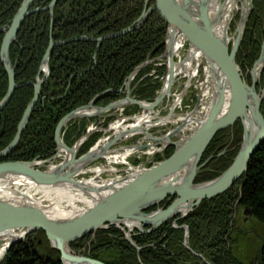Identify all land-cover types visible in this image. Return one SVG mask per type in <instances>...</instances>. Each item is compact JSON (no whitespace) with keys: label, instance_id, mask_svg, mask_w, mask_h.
Returning a JSON list of instances; mask_svg holds the SVG:
<instances>
[{"label":"rangeland","instance_id":"obj_1","mask_svg":"<svg viewBox=\"0 0 264 264\" xmlns=\"http://www.w3.org/2000/svg\"><path fill=\"white\" fill-rule=\"evenodd\" d=\"M53 1H57V0H51L46 7L42 8L34 4L35 0H31V3L28 8H32L31 11L33 13L46 11L49 14H52L54 12L56 5V3L52 4ZM220 1L222 2L220 7L221 10L226 0H220ZM262 1L264 3V0ZM23 2L24 0H21V4L17 9V11L20 9ZM209 2L211 3V0ZM156 4H157V0H144V7L142 8V12L139 15V17L143 16V14L146 13V11L151 10L148 15L145 14L147 17L145 18L144 22H147L152 12H157V14L161 16L160 11L158 12V10L151 9ZM228 8L226 9L225 12L226 18L224 21L228 54H233L237 75L239 76L240 81L244 83L245 86L252 88L255 95L258 96L259 104L257 111L264 120V63L261 66L260 65L256 66V63L259 62L261 58L264 59L263 56L264 35L261 44L258 45L257 47V42L259 40L258 37H260L262 33H264V27L262 26V23L260 24V22L262 21L263 13L262 11L260 12L256 10L257 7L255 5V0H230ZM14 17L15 14L13 18L10 20L9 24L12 23ZM3 27L4 26H2L0 30L2 31L5 30L6 32L7 28H3ZM239 27L242 29L241 33H239ZM138 28L140 27H136L135 29L134 28L132 29L136 30ZM151 29L152 28H150V31ZM155 30L156 28H153V30L151 31V35L149 37L152 43L150 47V52L148 51L149 52V54L147 55L148 57L142 63L133 66V68L131 69L130 73L127 74V76L126 75L124 76V74H120L121 89L119 87L118 89H115V91H107L108 90L107 89L102 94L100 93H96L94 95L90 94V97L87 98L85 103L81 104L78 107L80 108V107L88 106L90 104L92 108H88L89 110L87 112L92 114L86 115L84 116V118H81L82 116H80V118L75 117L72 121H70V123H68L70 124L69 127L65 128L67 123L65 125L63 124L62 127H60L62 135L64 136L65 143L68 146L74 147L76 145L75 141H79V146L75 152L77 157H80L88 152L90 153L93 149H97V151H99L100 149V151L98 152L100 153V155L96 159L92 160L87 165V167L84 168L85 170L81 171L80 174H78L75 177V179L80 181L83 180L84 181L90 180L91 182L93 181L92 185H94L93 183L100 184L103 182V183H112L116 186H123L121 185L120 182L125 178L131 176L132 177L131 180H134L135 175L137 173L141 174L142 171L158 165L160 162L172 156L177 150L180 149L182 145L188 143V140L191 138L192 134L200 126L201 121L204 120L206 110L203 107L206 106V103L209 100V94L207 93V90L209 91L210 89L211 93L212 92L215 93L213 86L215 87V85L218 84L216 81V76L212 71L213 67L208 68V64L206 62L207 60L205 61L204 59L199 60L197 58H193L191 60V63L189 64L190 69L184 67L185 70L189 69L187 72L188 74L186 73L184 75L179 72L175 74L171 80V78H169L171 71L169 69L170 64L168 60V53L170 52L169 51L170 37H168L169 31H167L168 34L166 33L164 35L162 41L161 38L160 39L157 38L156 36L157 33ZM161 33L162 32L160 31V34ZM1 34H3L4 36V33ZM17 35L18 33L16 34V38ZM109 38L110 37L105 38L104 40ZM179 38L180 37L176 35L175 41L172 42L173 54H175L173 59L175 62L179 61L180 60L179 58L182 55H185L186 58L187 53L190 52L192 48L194 49V47H191L188 40L186 39L183 43V46L179 49V45H180L179 43L180 41L178 40ZM0 40H1L0 42V53H1L3 37ZM51 41L50 44L53 43ZM74 41L80 42L87 40H80V36H73L67 40H63L62 45L70 44ZM50 44H48L47 49L43 53L42 59L36 58V60L39 61L38 64L39 72L37 75L39 77L43 76V72L40 70L41 67L43 66L45 60L44 58L46 54H48V61L45 66L46 70L48 71L46 78H44L43 83L47 84L49 82V84L51 83L53 86L55 84H57L58 86L60 85L56 93L52 92L51 94H49L46 91L48 89L47 88L43 96H41V92H39V95H37V97L35 98V93H34L35 90L33 89L32 96L30 97L29 100H27V98L30 95L29 94L30 90H24V87H26L27 85L32 86V83L34 84L35 80L34 81L17 80L18 77L16 71L18 72L20 70L18 68H21V66L24 67L23 60L25 65L27 62H31L30 59L32 58V56L31 55L26 56L25 50L23 49V47H21L20 55L16 56V59H21V66L19 64H17L16 66V64H12L11 56L9 55L10 58L9 62L13 67L14 82L17 85V88L13 91L7 103L2 107V109H0V119H7L9 116L8 112H11L13 109L20 110L21 106L25 102H26V106L23 110L22 116L16 128L13 122H11V118H9L7 119L8 121L7 124L4 123L2 124V127L0 128V135H2L1 133H3L4 136L5 135L8 136L12 133V130L14 128L15 131L17 132L19 131V126H21L23 115L27 109V106L35 98V102H34L35 104L33 105L32 111L29 113V117L26 121L25 126L22 129L21 136L19 137V140H17V143L24 141L23 139L28 137L24 133L27 127L32 128V131L35 132L36 138L43 139L42 137L43 135L40 136L42 131L36 128H39L38 125L43 123L42 118L45 117L44 115L45 113L42 112L43 105L46 104L45 100L49 98L55 99V98L67 97L68 96L67 93H70L71 87H74L73 90H76V88H80V76H82L83 79L81 85H88L89 83H91L89 81L90 78L86 76L87 70L80 72V63H78V61L80 62V59H78V57H76L75 54H71L70 52H69L70 56L64 54L65 56L62 59L55 61L54 64L53 60H51V56L53 54V49L59 46V44L56 45L55 43L53 46L52 44L51 45ZM176 45L177 48H174L176 47ZM50 46H52L51 49H49ZM234 46H236L235 50L233 48ZM28 58H30L29 59L30 61L28 60ZM244 58L245 60H243ZM93 59L96 60L95 55L93 56ZM32 61H34V58H32ZM1 64L4 70L3 71L4 75L2 76L3 78L6 79L7 89H6V93L0 99V103L6 98L9 87L8 73L2 61ZM140 66H143V68H139ZM59 67L60 69L62 68V70L57 72L55 69ZM89 70H93V69H89ZM103 73L104 72L102 73L94 72L95 75L92 76L93 78L97 77L96 80H100V77L104 75ZM18 75H20L22 78L29 77L27 76L26 71H24L23 69H21V73H19ZM149 75L153 77L152 87L155 86V89L157 85L159 86V89L162 88L163 85L166 84L165 82H167L168 79L172 81V84L170 85V88L168 90L169 91L168 96L165 95L161 99H158L160 90L154 89L153 99H151V102H148L150 104L149 106H147L146 109L143 107L145 105V101L144 103L142 102L141 104L142 106L140 104H136L134 101L135 100L142 101L144 98L147 99L151 96V95H147V92H135L136 88L137 90H140L142 85L141 81L143 79H148L147 77H149ZM222 75L220 74V76ZM136 77L138 78V80L135 82L134 80ZM4 83L5 81L2 83V85H4ZM119 89H120V95L117 96L105 95L106 93L112 94L113 92H116ZM41 91H42V87H41ZM200 98L203 102H205L204 105L200 102L199 100ZM39 101L43 103L42 106L39 103ZM11 102H13L12 106H10ZM36 110L37 111L42 110L41 112L39 111L40 115H38V117L36 116L34 117L32 114ZM195 111L197 114L201 113L200 116L194 118V120L197 119V121L193 120L190 123L188 122L185 123V121H187L186 117L189 118L190 114L195 113ZM247 115L249 116L248 107L246 109V116ZM62 118L60 120H62ZM144 118L147 119V122L143 120ZM245 122H246L245 116L241 117L238 114L235 115V117L230 122L225 123L223 126L219 127L216 130L214 135L208 140L207 145L205 146L203 152L200 155V158L196 166L197 173L193 178V184L200 185L206 182H210V180H215L219 178L221 175H223L229 170L230 166L233 164L234 160L237 157L238 152L240 151L243 145V139L245 137V134H247L244 128ZM59 124L60 121H58L55 124L54 127L55 129L53 130V137H55V132ZM139 124L140 125L149 124L152 134L151 132L148 135L127 132V129L130 126H139ZM76 127L77 128L81 127V129L76 130L75 129ZM123 133L127 134L126 135L127 137H123ZM3 135L0 138H3ZM239 135L241 140L238 144H235L236 139L238 138ZM16 136L17 135L13 136L12 139L13 141ZM83 136L84 138H82ZM79 137L80 140H77ZM262 145H264V138L261 140V143L259 144L258 148L255 150V152ZM84 146H86V148H84ZM17 147H15V149ZM33 147H35V143L33 144ZM27 148L21 147L19 150L21 151V153H26ZM15 149H12L10 153L15 151ZM53 151H54L53 154L54 157L62 154L58 152V148L54 149ZM26 154L38 157L37 152L35 151L33 153H26ZM252 156L248 159L246 163V169L225 192L220 193L212 198L201 200V202L197 206L195 205L193 209H191L190 211L186 212L183 215H181L179 211L178 213H176L175 215L169 218H160L159 221L156 222L157 226H155V224L153 225V223H147V221H140L141 222L140 224L142 225V229L144 228L143 229L144 231L142 232V230H138V229L131 230L130 231L131 242L129 243L130 245L132 244L135 245V247L133 248L136 250L135 256L137 257V259L139 257L140 250L155 247V252H157L156 255H158L157 258L160 261H167L168 259L169 261H172L173 264H182L183 259L180 260L176 258L177 256H171L169 250L170 248L171 250H173L179 246L181 248L183 246V248L186 249L188 252V256L186 257V259H188L190 263L193 261L190 255H194L195 257L200 258V260L202 261L201 264H219L222 263V260L216 257V255L218 256L217 254L218 251L216 249L222 247V245L224 244V243L222 244L223 240L228 237L229 241L228 243H226V247L230 246L232 248L230 251V255L233 261L231 262L232 263L234 262L236 264H250L256 258L259 251L264 249V223L258 221L256 216L254 215V211L249 206H246L245 204L244 205L241 204L242 201L241 190L243 192L242 187L245 184V178L248 173V166ZM6 157L7 155L2 157L1 159H5ZM223 158L230 159V163L229 164L226 163V160L223 161L222 160ZM220 160H222L221 161L222 163H220L221 165L219 166V168L222 167L223 170L216 177L212 179L209 178L208 180H200L199 175L201 173L205 172L208 173V176L206 177L210 176V173L208 172L209 168L206 171H203L204 167L206 168L211 161L219 162ZM0 163H3V161ZM227 164L228 166L225 167ZM183 173L184 170H181L176 176L181 177ZM231 188L232 191L230 192ZM50 191H51L50 195L49 193L44 194V192L43 193L37 192L34 195V197L35 198L37 197V199L39 200H43V205L46 206H48L49 204L52 205V203L54 202L58 203L61 206L67 205L65 202H62L61 196L54 195L55 192L52 190ZM72 192L79 194V192L76 191H72ZM237 192H239V195L236 201L235 199L234 200L232 199L228 205L229 208L232 207V210L231 211L228 210V213L223 215V211L216 206L223 204V201H219V200L222 197H224V195H228L227 193H231L233 195V198H235ZM219 197L221 198L217 199ZM177 198H178L177 195L174 196L170 194L166 195L164 199H162L158 203L144 209L143 213L150 214L156 211L157 209L166 210L175 202ZM91 201L92 202L90 203V201L87 199L86 195L84 194L82 197H80V204L77 205H79L80 209H88L92 205V203H94L93 200ZM213 206L217 208H213ZM219 214L220 217L225 216L226 219L221 218L222 220L219 219L218 221L217 217L219 216ZM191 215L193 216L192 219L195 218L196 224L200 225L199 226L200 233L198 234L197 239L200 242L208 243L206 244L207 248L212 249V252H215L212 253V255L210 253L207 254L203 253L202 255L198 253L196 250L192 249V247L190 246V239H189L190 228L188 226V222L186 223L184 219L189 218ZM179 221L182 222L180 223ZM122 228L124 227H120V229L126 234L127 232L125 230L127 229L124 228L123 230ZM115 229H118L117 225L107 224V226L89 232L83 237L73 241L72 243L69 244V248L75 256H79V257L83 256L97 260L96 257H103L106 255V258L108 256L113 259V254L121 247V244L119 242L122 241L121 238H117L115 236L116 235L115 232H117L115 231ZM99 230H106L111 235V238L108 239V236H106L102 232L100 239L104 241L100 242L98 245H95V247H98V249H94V246L91 247L92 245L91 242L92 240L95 239L94 234L97 233V235H99L98 233ZM36 232L37 231L31 232L25 237L20 235L23 234L22 232L21 233L17 232V235L19 234L18 237L17 235H15L13 239H11L10 241V243L13 242L12 247L11 248L6 247L3 256L0 257V264H4V262L6 261L7 255L10 252L9 248L14 249L19 247L20 250L27 251L29 258L31 259L32 257L31 255H33L35 253L34 251L37 249L36 244H38V239L37 238L32 239L31 236L33 235V233ZM167 232L168 235L171 234L172 237L174 236V234H172L173 232L176 234L178 233L179 238L177 239L176 237H174L173 239H171L172 243L169 240L168 241L169 243L166 244L164 243V241H166L167 237L165 235ZM88 235H91L90 237L91 240H89L88 238V242L85 243L86 246H84L85 244H80V242L77 245H75V248L71 246L75 242H78L80 239L87 238ZM142 235L144 236L151 235L152 237V238L150 237L149 239H145L143 242L146 241L149 242H147L143 246L138 244L134 239L135 238L134 236H137V237H141L139 240H142L143 238ZM6 241L7 240H3V239L0 240V250L3 249L4 243ZM183 248L180 251H183L184 250ZM174 251L176 253L178 252V250H174ZM37 253L40 252L37 251ZM42 257L39 258L38 256L35 255V260H41V263H46L47 259L45 258V256ZM54 257L56 259L54 260V262H52V264H59L60 263L59 255L58 257L56 255ZM194 262H199V261L194 259Z\"/></svg>","mask_w":264,"mask_h":264},{"label":"water","instance_id":"obj_2","mask_svg":"<svg viewBox=\"0 0 264 264\" xmlns=\"http://www.w3.org/2000/svg\"><path fill=\"white\" fill-rule=\"evenodd\" d=\"M30 3L31 0H24L2 43L0 59L2 63H4L8 73L9 87L6 98L0 103V109L7 103L13 91L17 88L14 82L13 68L9 62L8 49L11 42L15 39L24 18L30 14L28 11ZM52 4H54V1ZM151 9L158 10V12L160 11L161 16H166L165 20L169 23V29L171 26L176 27L172 30L179 31L181 35L190 42L189 44L191 47L200 49L210 58L211 63L217 66L213 71L217 83L221 80L220 72H217V69H219L225 77L229 92L226 93L225 90H221L217 91L218 94L214 93L213 100L215 101L206 113L204 120L201 121L200 126L192 134L188 143L182 145L180 149L168 159L150 169H146L142 172L140 171L141 174L137 173L134 180H131V176L126 180H122L120 183L123 186H116L112 183L103 182L100 184L94 183V186H96L95 189H98V192L101 194L97 193L98 195L91 197L94 203H92L88 209L76 212L65 209V214L54 217L50 211V206L53 204H49L48 206L43 205V200L34 197L37 193V191H35L36 187H49L54 189L67 188L75 190L76 192H82L89 196L94 186L89 187V185L87 186L85 184H92L93 181H80L75 179V177L80 174L81 171H84V168L87 167L92 160L100 155L97 149H93L90 153L88 152L76 159V145L69 148L61 143L59 138L60 127L72 118L80 116L78 115V110L87 112L89 110L88 108H92V106L89 104L88 106L81 107L69 113L60 121L55 134L58 151H65L66 154L61 163L46 170L41 169L44 163L37 161L0 163V184H2L0 189V238L15 233V230L23 231L21 236H25L30 232L41 229L45 232L51 247L60 252V260L63 264H104L91 258L75 256L71 252L69 244L89 232L107 226V224H115L119 228L124 227L127 229L125 236L127 240L131 242L130 231L133 229L142 230L140 221H147V223H153V225L155 224V226H157L156 222L159 221L160 218H169L179 211L180 214L183 215L193 209L195 205L197 206L201 200L209 199L225 192L246 169L248 159L253 155L261 143V140L264 138V120L257 111L259 104L258 96L255 95L252 88L245 86L237 75L233 54H228L226 40L219 37L215 38L216 35H212L210 30L209 33L211 36L208 37L209 39L204 40L203 38L200 39L196 37L195 31L197 29L201 30L207 28L208 30L210 25L209 19L206 18L208 15L203 10V13H196V16L193 18L180 9L177 10L173 4V0H157V4ZM150 11L151 10L146 11L143 16L146 18V15H148ZM129 30L131 29H127L114 36L126 33ZM212 36L216 40L218 39L216 44H212ZM224 37L226 39V36ZM105 38L107 37L96 39V41H102ZM80 40L95 39L80 37ZM61 43L63 42L56 43V45ZM51 44L53 46L55 43ZM210 44L213 45V47L210 48ZM202 45H204V47ZM52 46H50L49 49H51ZM172 48L173 44L170 42L169 51H171ZM233 48L235 50L236 46ZM44 59L43 66L40 70L44 73V77L42 80L37 78L36 84L33 85L35 98L39 95L40 84L44 81V78H46L48 71L45 68L48 61V54H46ZM171 62L172 60L169 62L170 65ZM263 63L264 59L261 58V60L256 63V66H261ZM173 76L174 75L170 72L169 78H171V80ZM168 80L171 81L170 79ZM35 98L27 106L17 136L5 150L0 152V158L7 155L15 147L29 117V113L32 111L33 105L35 104ZM247 107L249 116H246ZM222 110L226 112L221 113ZM238 114L241 117L245 116L246 122L244 128L247 134H245L243 145L233 164L230 166L229 170L219 178L200 185L193 184V178L197 173L196 166L198 160L208 140L219 127L230 122L235 115ZM181 170H184L183 175L181 177L176 176ZM146 185H150L151 187V192L148 194H145ZM136 186L139 187V189L144 187L142 191L144 195L131 193ZM25 188L27 191H25ZM169 194L172 196L177 195L178 198L166 210L157 209L150 214L143 213L144 209L158 203ZM125 195L136 197L134 200L135 203L132 205L133 210L128 206L131 213L127 215L117 213L121 211V206L127 203L122 200L127 197ZM100 210L104 211V213H101ZM124 228L122 229L124 230ZM14 235L17 234L15 233ZM12 243L13 242L9 243L8 247H10ZM133 246L135 247V245Z\"/></svg>","mask_w":264,"mask_h":264},{"label":"trees","instance_id":"obj_3","mask_svg":"<svg viewBox=\"0 0 264 264\" xmlns=\"http://www.w3.org/2000/svg\"><path fill=\"white\" fill-rule=\"evenodd\" d=\"M50 1L51 0H35L34 4L36 6L44 8L50 3ZM20 4L21 0H0V28L2 26L9 25L10 20L13 18ZM255 5L257 7L256 10L260 12L262 11L263 13L262 21L260 22V24L262 23V26L264 27V3L262 0H255ZM143 7L144 0H57L52 16H50V14L46 11L30 14L21 25L16 41L12 43L9 50V55L11 56L12 60L11 62L12 64H16V66L17 64L21 66V59H16V56L20 55L21 47H23V49L25 50L26 56L31 55L32 58H34V61H32L31 57V59L28 58V60L30 59L31 62H27L26 65L24 64L23 60L24 67H17L18 69H20L18 72L16 71L18 77L17 80H35V77L38 74L39 64V61L36 60V58L42 59L43 53L47 49L48 44L51 40L63 41L73 36H90L99 38L106 35L118 33L121 30L126 29L134 24L135 20L141 14ZM150 28H152L151 31L153 30V28H156L155 31L157 33V38H161L163 41V37L166 34L167 30V23L161 19V16H159L157 12H152L147 22L140 28L124 35L104 40L102 43H100L98 52L97 43L91 41H74L70 44H64L55 47L51 56V60H53V63L55 61H58L59 59H62L65 56L64 54L68 56H70L69 52L71 54H75V56L80 59V62L78 61V63H80V72L87 70L86 76L90 78L89 81L91 83H89L88 85H81L83 79L82 76H80V88H76V90H73L74 87H71L70 93H67V97L55 99H50L48 97L49 99L45 100V105H43V103L39 101L41 106L43 105V111L36 110L32 114L34 117H38V115H40L39 111L45 113V117L42 118L43 123L38 125L39 128H36L42 131L40 136L43 135V139L36 138L35 132L32 131V128L27 127L24 133L28 137L23 139L24 141L20 142L15 151L10 153L5 159H0V162L31 161L37 157L33 155H27L26 153H33L34 151L37 152L38 157L42 158L52 153V151L55 149L53 137L55 124L72 109L80 106L81 104H84L87 98L90 97V94L94 95L96 93H102L107 89H118L121 86L120 74H124V76H127L133 66L142 63L148 57L147 55L150 52L152 43L151 39L149 38L151 35ZM160 31L162 32L161 34ZM263 35L264 33H262V35L258 37L259 40L257 42V47L261 44ZM2 37L3 34H0V39H2ZM94 55L96 56L97 61L93 59ZM243 60H245V58ZM95 61L97 64H95ZM21 69L26 71L27 76L29 77L22 78L20 75H18L19 73H21ZM55 70L58 72L61 71L62 68L60 69L59 67ZM3 71L4 70L0 61V99L6 93L7 89L6 79L2 76L4 75ZM94 72H104V75L100 77V80H96L97 77L93 78L92 76L95 75ZM3 80L5 81L4 85H2V83L4 82ZM137 80L138 78L136 77L134 81L136 82ZM141 84L142 85L140 90H137L136 88L135 92H143L146 89L145 92L148 93V90L150 91L152 89V81L149 78L143 79L141 81ZM59 86L57 84L53 86L51 83L49 84V82L47 84H43L41 96H43L47 88L48 89L46 91L49 94H51L52 92L56 93L59 89ZM24 90H30V95L27 98V100H29L33 93V87L31 85H27L26 87H24ZM105 95L113 96V93H106ZM12 103L13 102H11L10 106H12ZM25 106L26 102L21 106L20 110L13 109L15 111L12 110L11 112H8L9 116L7 119L11 118V122H13L15 128L22 116ZM7 119H0V128L2 127L3 123L7 124ZM15 128L8 136H4L3 133H1L3 135V138H0V150L4 149L10 143L16 133ZM2 135H0V137H2ZM32 137H34L35 139ZM240 140L241 139L239 135L236 139L235 144H238ZM34 143L35 147H33ZM21 147H28L27 152L21 153V151L19 150ZM222 160H226V163L228 164L230 163V159L228 158H223ZM222 160H220L219 162L211 161L206 168L204 167L205 170L203 169V171H206L209 168L208 172L210 173V176L206 177L208 176V173H201L199 175L200 180H208L209 178L212 179L216 177L223 170L222 167L219 168ZM228 164L225 167H227ZM232 188L230 189V192L232 191ZM242 189L243 192L241 190V204L249 206L254 211V215L256 216L258 221L264 223V145H262L253 154L249 162L248 173L246 175L245 184ZM227 194L228 195H224V197L222 198H217H221L222 200L220 199L219 201H223V204L216 205L223 211V215L228 213V210H232V207H228L229 202L232 199H235L236 201L239 192H237L235 198H233V195L231 193ZM217 207L213 206V208ZM192 215L189 218L184 219L186 223L188 222V226L190 228V246L192 247V249L196 250L202 255L203 253H210L212 255V253L215 252H212V249L207 248L206 244L208 243L200 242L197 239L198 234L200 233V225L196 224L195 218L192 219L194 215ZM217 218L218 221L219 219H226L225 216L220 217V214ZM182 221L179 222L181 223ZM115 231H117L115 232V236L117 238H121L122 240L121 242H119L121 244V247L113 254V259L108 256L106 258L105 255L103 257H96L97 260H101L106 264H173V262L169 261L168 259L167 261H160L157 258L158 255H156L157 252H155V247L141 250L137 259V257L135 256L136 250L124 239V235L122 234V232L119 229H115ZM102 232L106 236H108V239L111 238L109 232H107L106 230H99V235H97V233L94 234L95 239L91 242V247L94 246V249H98V247H95V245H98L100 242L104 241L100 239ZM168 232L165 235L167 238L165 237L166 241H164V243H169V240L172 243L171 239H173L174 237H176L177 239L179 238L178 233H174L175 231L172 233L174 234L173 237L171 234L168 235ZM31 237L32 239H38V244H36L37 249L34 251L35 253L31 255V259L29 258L27 251H22L19 249V247H17L14 249H10V252L8 253L7 259L4 264H52V262H54V260L56 259L54 257L55 255L57 257L59 255L60 257V254L57 250H53L50 248L46 236L42 230L33 233ZM90 237L91 235H88L87 238L80 239L78 242H75L71 246L75 248V245H77L79 242L80 244H85L86 242H88V238L89 240H91ZM134 237L136 242L143 246L147 242H149L143 241L145 239H149L151 235H142V240H139L141 237ZM228 241L229 238H225L222 242V244L224 243L222 247L216 249L218 251V256L216 255V257L222 260V263L219 264H236L234 262H231L233 261L230 255V251L232 248L230 246L226 247V243H228ZM84 246H86V244ZM182 248L180 246L173 250H171L170 248V255L177 256L176 258L180 260L183 259L182 264H201L202 261L200 260V258L189 254L191 256V259L193 260L190 263L188 259H186V257L188 256L187 250L183 248L184 250L180 251ZM174 250H178V252L176 253ZM37 251H39L40 253H37ZM35 255L39 258L45 256L47 262L41 263V260H35ZM194 259L198 260L199 262H194ZM250 264H264V249L259 251L256 258Z\"/></svg>","mask_w":264,"mask_h":264},{"label":"bare ground","instance_id":"obj_4","mask_svg":"<svg viewBox=\"0 0 264 264\" xmlns=\"http://www.w3.org/2000/svg\"><path fill=\"white\" fill-rule=\"evenodd\" d=\"M209 1L210 0H173V4H174V6H175V8L177 10L180 9L182 12H185L186 14H188L189 16H192L193 18H194V16H196V13L197 14H200V13H203V11L207 13L208 17H206V18L209 19V22H210L209 27L210 28L208 27V30H207V28H204V29H201V30L200 29H197L195 31L196 32V37H198L200 39L203 38L204 40H207V39H209L208 37L211 36V34L212 35L215 34L217 36L216 37L214 35L215 38H218L220 36H223V37H220V38L223 39V40H226L225 37H224V36H226L225 35V27H224L225 25H224V21H225V18H226L225 12H226V9L229 7L230 0H226L224 2V6L222 7L223 10L222 9L220 10L221 3H222L220 0H211V3ZM165 18H166V16H161V19L163 21L165 20ZM144 20H145V16L138 17L135 20L134 24L131 26V28L123 29V31H125L127 29H131V30H129V31L126 32V33H129L131 31H133L136 27H141L142 25H144L146 23V22H144ZM132 28H134V29H132ZM174 28H176V27L171 26V28L169 29V31L172 32L170 34V41H169V43L172 42V41H175V38H176V35L175 34H177L178 37H180L178 39L180 41L179 42L180 43L179 49H180L183 46V43L185 41V38L180 33H174V32L177 31V30H172ZM209 30H210L211 34L209 33ZM241 31H242V29L240 28L239 33H241ZM215 38L212 36V38H211L212 39V44H216L218 42L217 41L218 39L216 40ZM202 46L204 47V45H202ZM211 47H213V45L210 44V48ZM174 48H177V45ZM174 56H175V54H173V48H172V50L168 53V60H169V62L172 60L171 65H170V68H169L170 71H171V73H172V75H175V74H177L179 72L185 75L188 72V70L190 69L189 64L191 63V60L193 58H197L199 60L204 59L205 61L207 60L206 62L208 64V68L209 67H213V70L212 71H214L216 69V67H217L214 63H211L210 62V58L208 56H206L198 48H194V49L192 48L190 50V52L187 53V57L185 58V55H182L179 58L180 59L179 61H176L175 62L174 59H173ZM174 64H176V65H174ZM213 64H214V66H213ZM174 66H176V67H174ZM184 67L185 68H189V69H186L185 70ZM139 68H143V66H140ZM191 71H189V72H191ZM217 72H220V74L222 75V72L219 69H217ZM222 76H224V75H222ZM222 76L220 77L221 80H219V83L216 84L215 87L213 86V89H214V92L215 93H217V91H221V90H225L226 93L229 92V88L227 87L228 85H227L224 77H222ZM149 79H151V78H149ZM165 83L166 84H164L163 87L160 88V89H159V86L158 85L156 86V89L157 90H160V93L158 95V99L163 98L165 95L168 96V94H169V91L168 90H169L170 85L172 84V82L168 80ZM120 89H121V87H120ZM120 89L118 91H116V92H113V96L120 95ZM154 89H155V86L152 87L151 91H148L147 95H151L149 98H147V99L144 98L142 101H140V100L139 101H136L135 100L134 102L136 104H140L141 105L142 104L141 102L144 103V101H145V105L146 106L144 105L143 107L147 109V106H149V104H150L148 102H151V99H153V90ZM143 92H145V91H143ZM207 93L209 94V100H208L209 103L207 102L206 103V106L203 107V108H205L206 113L210 109L211 104L215 101L212 98L213 95H214V93L213 92L211 93V90L210 89H209V91L207 90ZM227 98H228V96H227ZM199 100H201V98ZM201 103H202V100H201ZM224 112H226V111L225 110H222L221 113H224ZM89 114H92V113H89V112H86V111H82V110L81 111L78 110V115L82 116L81 118H84V116L89 115ZM200 114L201 113H198L197 114L196 111H195V113H191L189 118L186 117L187 118L186 119L187 121H185V123H187V122L190 123L191 121L194 120V118L200 116ZM147 116H145V117H147ZM156 117H158V116H156ZM143 120L145 122H147V119L146 118H144ZM144 121H143V123H144ZM194 121H197V119L194 120ZM146 125H144V124L143 125H140L139 124V126H130L127 129V132H130V133H138V134H146V135H148L151 132V134H152V131H151V128L149 127V124H146ZM246 126L247 127H250L249 125H246ZM75 129L76 130L77 129L80 130L81 127L80 128L79 127L78 128L76 127ZM64 131H65V128H64ZM126 135L127 134H124L123 133V137H127ZM99 151H100V149H99ZM126 179H128V177L125 178V180ZM85 185H87V184H85ZM88 185H89V187H93L94 186L91 183H88ZM1 186H2V184H0V189H1ZM95 187L96 186H94V189L93 188L91 189V190H93V191H91V195L87 196L85 194L86 197H87V199L90 201V203L92 202L91 201L92 200L91 197L92 196H95V195H98L97 193H99L98 192V189H95ZM146 187L147 188H146V191H145L146 193L145 194H148V193L151 192V189H150L151 187H150V185H146ZM50 190H52V191L55 192L54 195L61 196L62 202H65L67 204L65 206H61L58 203H55V202L52 203L53 205L50 206V211H51L52 216L59 217L60 215L65 214L64 213V210L65 209L73 210V212H76V211H79V210H83V209H80L79 208V205H77V204H80V197H82L84 195V193L79 192V191H78L79 194L78 193H73L72 191H75V190L67 189V188L54 190V188H49V187L48 188L47 187H36V189H35V191H37V192H41V193L44 192V194H48L49 193V195L51 194V191ZM143 190H144V187H142V188L139 189V187L136 186L135 189H133V191H131V193L132 194L135 193L136 195H139V194L140 195H144L143 194L144 192H142ZM25 191H27L26 188H25ZM0 192H1V190H0ZM45 192H47V193H45ZM80 193H82V194H80ZM99 194H101V193H99ZM75 195H78V196H75ZM125 196H127V197H125V199H122V200H123V202H127V203L126 204H123L121 206V208H120L121 211H118L117 213H121V214L127 215V214L131 213V210H133L132 205L135 203L134 200L136 199V197L135 196H131V195H125ZM119 198H121V197H119ZM130 202H131V204H130ZM128 206L131 207V210H130V208ZM100 212L101 213H104V211H102V210H100ZM69 216H71V215H69ZM11 235L12 234H8V235L4 236L3 240H7L6 242H8L11 238H13V237H11ZM6 246L7 245H5V247ZM3 253H4V247H3V249L0 250V257L3 255Z\"/></svg>","mask_w":264,"mask_h":264}]
</instances>
